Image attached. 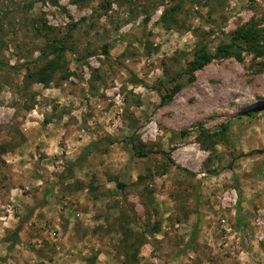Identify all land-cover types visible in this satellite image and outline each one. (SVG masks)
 I'll list each match as a JSON object with an SVG mask.
<instances>
[{
	"label": "rangeland",
	"instance_id": "374dc122",
	"mask_svg": "<svg viewBox=\"0 0 264 264\" xmlns=\"http://www.w3.org/2000/svg\"><path fill=\"white\" fill-rule=\"evenodd\" d=\"M243 29L259 50L264 0H0V264H264V55Z\"/></svg>",
	"mask_w": 264,
	"mask_h": 264
},
{
	"label": "trees",
	"instance_id": "16d2710c",
	"mask_svg": "<svg viewBox=\"0 0 264 264\" xmlns=\"http://www.w3.org/2000/svg\"><path fill=\"white\" fill-rule=\"evenodd\" d=\"M50 3L52 4H56L58 0H48ZM75 3L78 2H82L84 0H74ZM255 32V31H254ZM237 39H243L249 46L251 51L255 50L257 55H264V45L261 46V48H259V50L257 49V47L255 46L256 43V38L258 36L254 35L252 30H246L243 29L239 32H237ZM256 33V32H255ZM254 35V36H253ZM48 50L46 53L42 54L39 59L42 61H45V64L37 71V77L38 81L47 85L51 79L53 74L59 69V65L60 63H62V56L64 55L66 49L64 48L63 44L61 41L57 42V44H51L49 46L46 47ZM227 46H224L222 48H219L218 51L223 52L224 55L228 54L227 52ZM106 52V51H105ZM193 60L190 62V72H195L196 70L201 69L204 65H206L208 62H210L212 60V58L214 57V55H212L209 51H207L204 47L200 48L199 50H197L194 53L193 56ZM31 77H33L31 75ZM180 89V87L178 85H175L170 94L174 95L178 90ZM166 97L170 98L171 96H163L161 94H159V98L161 103H163L165 101V99H167ZM99 144V142H92L91 144H89L88 146H86L83 151L81 156L79 157V160H82L84 158H86L87 156L90 155L91 151L97 147V145ZM167 157V155H165ZM168 161L171 162V160L167 157ZM118 188H121V185H117ZM237 216L240 214V206L238 205L237 207ZM242 221L237 222V224L240 226L242 225ZM18 228H16V230L13 232L14 234V238H13V245L16 241H18ZM127 255L129 254H125V257H128Z\"/></svg>",
	"mask_w": 264,
	"mask_h": 264
}]
</instances>
